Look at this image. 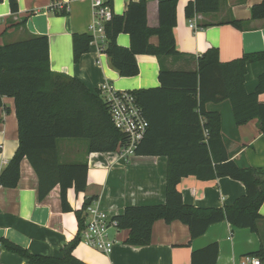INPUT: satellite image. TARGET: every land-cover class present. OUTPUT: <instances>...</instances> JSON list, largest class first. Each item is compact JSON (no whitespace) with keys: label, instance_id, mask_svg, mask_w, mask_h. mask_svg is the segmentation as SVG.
<instances>
[{"label":"trees","instance_id":"16d2710c","mask_svg":"<svg viewBox=\"0 0 264 264\" xmlns=\"http://www.w3.org/2000/svg\"><path fill=\"white\" fill-rule=\"evenodd\" d=\"M108 0L107 4H111ZM177 0L160 1L158 26L147 24L146 0L128 2L123 14L113 15L104 25L106 53L112 69L119 76L137 75V56L150 55L157 59L183 56L176 50L173 28L176 25ZM12 13L18 12L16 0H8ZM60 10L66 15L68 5ZM221 0H193L184 8V16L216 14ZM255 20L264 19V1L251 7ZM227 24L242 29L239 20ZM123 33L130 37V46L117 43ZM156 36V44L149 40ZM72 54L75 62L87 52L93 37L90 34L72 36ZM48 38L38 36L0 46V107L2 98L13 99L18 123V147L14 156L0 172V186L15 188L20 180V166L27 160L37 176L39 202L59 186L61 208L71 212L67 193L79 194L87 188L86 163L61 162L57 142L81 140L90 153L119 152L125 136L113 126L109 104L100 91L93 92L74 77L53 72L49 67ZM215 48L207 49L197 59L196 70L175 71L160 68L159 86L130 91L142 109L147 121L144 138L134 150L135 156H162L166 159L164 203L157 205L127 206L120 215L112 216L116 229L127 231L125 244L146 246L152 239V227L158 220L169 224L179 221L190 231V239L203 236L210 225L228 222L236 229L257 233L259 211L264 203V169L241 168L229 159L222 141L220 115L206 110L208 103L229 101L235 125H244L253 119L264 135V73L257 77L253 92L245 90L248 63L264 61L263 52L243 54L229 62H220ZM195 177L199 181L228 177L240 181L245 193L232 205L223 208H199L186 205L177 185L182 178ZM96 200L86 199L75 212L78 221L76 237L61 249L60 257L41 256L27 252L13 242L2 240L8 252L27 260V264H85L73 254L81 241L84 226L83 210ZM219 246L213 242L192 252L190 264H218ZM264 263V246L250 254Z\"/></svg>","mask_w":264,"mask_h":264},{"label":"crops","instance_id":"0c3cea01","mask_svg":"<svg viewBox=\"0 0 264 264\" xmlns=\"http://www.w3.org/2000/svg\"><path fill=\"white\" fill-rule=\"evenodd\" d=\"M18 12L12 13L8 0H0V46L30 38H48L50 70L74 77L93 92L104 85L116 91H138L159 86V67L166 70H196L198 57L207 49L218 50L220 62H229L243 54L264 53V19L255 20L250 15L251 7L264 0H221V9L216 14L194 15L197 29L189 27L184 8L193 0H177L176 25L173 34L176 50L183 56L164 57L138 55L136 76L120 77L111 68L100 43L93 40L86 53L75 62L72 54V36L90 34L94 22L92 4L89 0H16ZM138 0H131L135 2ZM164 0H146V19L149 27L158 26V5ZM68 5L66 15H61L56 5ZM113 15L125 12V0H112ZM242 22L238 30L227 24L231 20ZM91 35V34H90ZM156 36L149 40L156 44ZM117 43L130 46V37L121 33ZM264 73V61L248 63L245 90L253 92L257 77ZM264 103V94L259 96ZM0 107V172L14 156L18 147L15 105L12 98H2ZM206 110L220 115V131L229 159L241 168L264 169V135L256 119L235 125L229 101L206 104ZM86 142L61 139L57 152L61 162L86 163L88 168L87 188L76 194L67 193L72 209L61 208L60 189L55 187L39 202L37 200V176L25 159L22 161L20 180L15 188L0 186V264H27L16 253L8 252L2 240L13 242L27 252L41 256L60 257L61 249L72 241L78 232L75 212L82 208L86 199L96 197V206L110 216L120 215L127 206L157 205L164 203L166 159L162 156L122 157L115 153H88ZM177 189L186 205L199 208H223L245 193L242 182L222 177L216 180L199 181L193 176L182 178ZM257 233L248 229H236L228 222L210 225L207 232L190 239V231L179 221L165 223L158 220L152 227L150 243L142 247L125 244L127 231L109 229L114 241L112 251L105 255L79 242L74 256L85 264H190L193 251L217 243L218 264H240L241 259L257 252L264 246V203L259 211ZM264 264V263H263Z\"/></svg>","mask_w":264,"mask_h":264},{"label":"built area","instance_id":"2783aa9c","mask_svg":"<svg viewBox=\"0 0 264 264\" xmlns=\"http://www.w3.org/2000/svg\"><path fill=\"white\" fill-rule=\"evenodd\" d=\"M92 4L93 23L89 26V33L100 43V50L106 43L104 37V25L113 16L112 5L107 4L108 0H89ZM127 3L131 0H125ZM59 9H65L64 5H56ZM189 27L197 29L195 21L189 19ZM100 95L109 104V115L115 129L125 136L119 154L123 157L134 156L135 149L144 138L147 128V121L142 114V109L135 101L130 91H116L112 86L104 85L100 89ZM84 226L80 231L81 243L90 249L97 250L105 255L112 251L114 241L109 236V229H116L117 222L96 206L95 201L85 207ZM240 264H263L259 258L251 255L244 256Z\"/></svg>","mask_w":264,"mask_h":264}]
</instances>
